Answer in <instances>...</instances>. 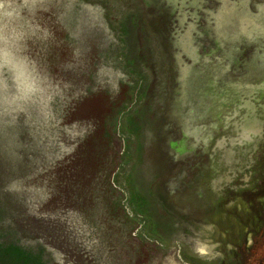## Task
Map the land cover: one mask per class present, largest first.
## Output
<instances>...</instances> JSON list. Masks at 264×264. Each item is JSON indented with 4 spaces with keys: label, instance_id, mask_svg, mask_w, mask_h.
Masks as SVG:
<instances>
[{
    "label": "rangeland",
    "instance_id": "obj_1",
    "mask_svg": "<svg viewBox=\"0 0 264 264\" xmlns=\"http://www.w3.org/2000/svg\"><path fill=\"white\" fill-rule=\"evenodd\" d=\"M261 4L17 0L0 264H264Z\"/></svg>",
    "mask_w": 264,
    "mask_h": 264
},
{
    "label": "snow or ice",
    "instance_id": "obj_2",
    "mask_svg": "<svg viewBox=\"0 0 264 264\" xmlns=\"http://www.w3.org/2000/svg\"><path fill=\"white\" fill-rule=\"evenodd\" d=\"M181 2H186V0H181ZM192 3H202L203 0H191ZM227 2L231 5L232 10L234 14H244L247 9L246 5L248 3V0H227ZM260 8V15L264 17V4L259 5ZM241 32L244 35L248 36H257L261 39L262 42H264V25H258L256 26V31L255 32H250L249 31V26H242ZM262 60H264V56L261 57ZM27 87V85H22ZM257 87L256 85H245V84H238L235 89L231 90L228 96H225L223 100L221 101L222 103H227L231 104L232 103V94L233 93H239L240 97V102L239 104L233 108L231 111H229L226 115H221V119L223 120L224 123L228 124L231 126L234 120L241 119L246 121L248 117L251 115V112L253 111V105L249 100H247L244 96V92L249 89V88H255ZM7 91V86L6 84L0 83V92H6ZM250 94V93H249ZM247 109L248 111L241 116V110ZM202 118H203V114ZM202 130V126L197 125L196 126V135L199 136L200 131ZM255 130H249L247 126L244 128V133H245V139H247L249 136L254 134Z\"/></svg>",
    "mask_w": 264,
    "mask_h": 264
},
{
    "label": "clouds",
    "instance_id": "obj_3",
    "mask_svg": "<svg viewBox=\"0 0 264 264\" xmlns=\"http://www.w3.org/2000/svg\"><path fill=\"white\" fill-rule=\"evenodd\" d=\"M29 0H20L21 6L27 5ZM17 4V0H0V43H2L6 36V30L10 28L12 23L20 15V12L14 5ZM0 83L5 84L2 65H0ZM4 92H0V108H3L5 104Z\"/></svg>",
    "mask_w": 264,
    "mask_h": 264
},
{
    "label": "water",
    "instance_id": "obj_4",
    "mask_svg": "<svg viewBox=\"0 0 264 264\" xmlns=\"http://www.w3.org/2000/svg\"><path fill=\"white\" fill-rule=\"evenodd\" d=\"M247 127H248V125H247Z\"/></svg>",
    "mask_w": 264,
    "mask_h": 264
}]
</instances>
